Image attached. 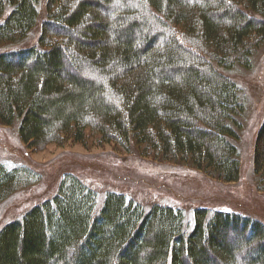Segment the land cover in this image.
Instances as JSON below:
<instances>
[{
  "label": "trees",
  "instance_id": "obj_1",
  "mask_svg": "<svg viewBox=\"0 0 264 264\" xmlns=\"http://www.w3.org/2000/svg\"><path fill=\"white\" fill-rule=\"evenodd\" d=\"M40 24L35 45L0 53V125H18L25 145L82 143L95 132L240 180L245 107L223 71L248 62L249 40L264 39V0H0V46L27 42ZM86 66L104 81L82 76ZM254 163L264 192V124ZM36 178L0 162V204ZM187 225L182 209L146 210L123 193L99 203L65 174L52 198L0 230V264H264L263 221L203 209Z\"/></svg>",
  "mask_w": 264,
  "mask_h": 264
},
{
  "label": "rangeland",
  "instance_id": "obj_2",
  "mask_svg": "<svg viewBox=\"0 0 264 264\" xmlns=\"http://www.w3.org/2000/svg\"><path fill=\"white\" fill-rule=\"evenodd\" d=\"M40 34L41 24L27 42L0 46V53L35 45ZM249 45L252 54L248 62L244 60L231 70L223 71L239 86L245 107L240 117V137L236 141L241 163V178L237 183H224L186 163L145 157V147L132 142H110L95 132H87L82 143L71 138L60 144L30 148L22 142L18 125H0V162L20 165L37 174L34 183L0 204V230L37 204L52 198L65 174L76 175L95 189L99 203L107 192L113 191L134 199L146 210L156 205L182 209L189 232L193 215L203 209L237 212L264 222V192L258 190L254 166L256 139L264 124V39L253 38ZM201 48L198 45L191 49L202 53ZM81 71L82 76L97 83L104 81V77L87 66ZM107 99L116 104L114 99Z\"/></svg>",
  "mask_w": 264,
  "mask_h": 264
}]
</instances>
